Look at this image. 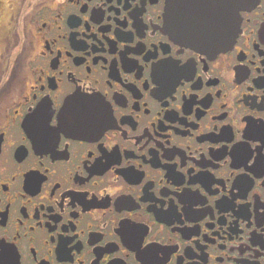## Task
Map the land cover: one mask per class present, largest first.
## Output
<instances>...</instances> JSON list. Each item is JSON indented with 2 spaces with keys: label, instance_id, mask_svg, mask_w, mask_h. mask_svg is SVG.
I'll use <instances>...</instances> for the list:
<instances>
[{
  "label": "flooded vegetation",
  "instance_id": "af4514ba",
  "mask_svg": "<svg viewBox=\"0 0 264 264\" xmlns=\"http://www.w3.org/2000/svg\"><path fill=\"white\" fill-rule=\"evenodd\" d=\"M170 1L0 0V264H264V0Z\"/></svg>",
  "mask_w": 264,
  "mask_h": 264
},
{
  "label": "water",
  "instance_id": "95a60500",
  "mask_svg": "<svg viewBox=\"0 0 264 264\" xmlns=\"http://www.w3.org/2000/svg\"><path fill=\"white\" fill-rule=\"evenodd\" d=\"M212 3V2H211ZM209 3V4H211ZM228 3L232 4V14L236 13L235 6L240 4V0H228ZM198 2H194V0H171L169 3V13L172 18H174L177 22H185V21H194L195 19L199 18L200 15H198L197 9L195 10V13L193 16H189L188 14H184L185 11L183 7H196L198 6ZM207 14V13H206ZM214 16L211 15V19H213ZM191 25L187 28V25L184 26V28L189 29L188 31L184 33H180L182 37L185 38V40L194 48H197L200 52H210L211 48L215 46V41L221 36L218 33H207L202 32L199 28H197V25H194L190 23ZM237 36V31L233 30L230 34L231 38H235ZM229 37V36H227Z\"/></svg>",
  "mask_w": 264,
  "mask_h": 264
}]
</instances>
